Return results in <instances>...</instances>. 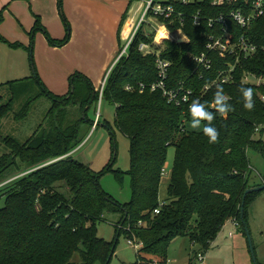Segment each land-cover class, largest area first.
Listing matches in <instances>:
<instances>
[{"label": "trees", "instance_id": "1", "mask_svg": "<svg viewBox=\"0 0 264 264\" xmlns=\"http://www.w3.org/2000/svg\"><path fill=\"white\" fill-rule=\"evenodd\" d=\"M58 4L60 8L62 0H58ZM242 6L241 0L222 6L212 5L211 0L174 3L176 11L183 14V25L175 15L174 24L168 25L169 32L181 28L187 39L181 42L166 39L155 47L161 50L162 58L171 62L168 86L184 83L194 90L193 98L206 104L207 110L215 115L213 126L219 131L217 143H209L202 130L186 128L192 120L188 106L168 103L159 91L140 92L136 88L138 82L151 83L157 79L155 55H144L138 50L142 42H152L153 34L147 37L143 30L130 45L128 56L121 57L113 66L102 96V101L115 105L114 124L129 141L127 170L113 169L115 142L110 164L98 172L71 155L83 141L80 123L88 122L93 126L95 121L87 117V110L99 102V92L84 75L73 74L69 91L61 96L50 92L36 72L32 77L8 82L12 97L1 106L0 117L12 111L19 98L13 93V84H24L23 92H34L35 86L54 100L53 108L78 106L80 116L78 120L65 122L62 115L59 125L41 124L25 143L0 136V141L10 149L9 154L0 157V179L19 163L28 167L24 173L20 171L17 176L0 180L1 184L11 179L0 186V199L4 200L0 207V264H110L121 234L134 235L142 242L136 261L129 264H162L166 263L168 248L176 237H188L193 245L206 251L227 222L237 221L246 235L249 205L256 193L245 197L241 216L244 192L252 186L248 150L264 153V140L255 138L256 128L258 132L264 130V17L253 20L247 29L227 19L229 35L221 40L235 44L245 36L248 43L257 47L252 56L244 58V53L239 52L236 61L234 54L223 55L207 47L210 35L223 34V25L216 22L210 25L209 20L227 16ZM244 9L248 11L249 7ZM2 13L0 10V22ZM195 15L200 17L198 26L193 25ZM39 30L56 46L66 44L70 38L67 33L61 40L52 39L37 20L29 33L28 51L33 48V37ZM0 40L14 48L21 46L1 36ZM202 53L211 60V66L209 69L201 67L196 72L192 56ZM230 66H234L231 81L218 85H222L224 93L230 97L228 103L234 111L222 118L212 107L217 85L206 92L202 90ZM247 74L260 81L245 83L243 78ZM76 79L90 86V91L80 96L81 99L73 98ZM127 84L134 88L126 90ZM241 86L253 89L255 107L251 111L243 107ZM17 114V119L25 116V106ZM204 123H201L202 129ZM106 126L110 129L108 123ZM169 148H174V162L167 197L159 213H154L160 202L162 169ZM17 161L20 162L17 164ZM109 171L114 172L120 184L125 177L129 178L132 196L128 202L117 201L100 186V176ZM60 182L62 184H57ZM62 188H66L67 193L61 192ZM107 214L118 215V222L130 226L131 231L123 233L114 225L113 240L100 237L97 224L105 220ZM75 254L79 256L78 261L72 260Z\"/></svg>", "mask_w": 264, "mask_h": 264}, {"label": "rangeland", "instance_id": "2", "mask_svg": "<svg viewBox=\"0 0 264 264\" xmlns=\"http://www.w3.org/2000/svg\"><path fill=\"white\" fill-rule=\"evenodd\" d=\"M122 2L124 3V9L119 12V4L122 5ZM141 2L143 0H73L71 7L67 3L65 11L63 5H61L57 11L59 13L58 26L62 32L60 39H63L67 33L70 34V38L66 44L56 46L54 50L51 48H55V46L49 44L47 36L40 30L37 33L42 35L44 47H41L38 39H34V46L29 51L11 47L7 42L0 40V108L8 103L12 97V90L8 84L10 80L32 76L35 72L40 78L44 79L43 71L46 67H61L60 72L67 74V77L65 75L57 77L58 85H62V89L63 84L65 86L64 95L69 91L71 76L75 73L82 74L89 79L90 84L97 91L118 54L115 53L114 59L103 69L102 63L107 55V48L110 46L109 51L111 52L112 46H118L117 39H121V33L126 22H129V20L136 21L139 18ZM97 7L106 10L108 13L107 19L109 20L111 18L110 13L112 14L113 11L118 13L114 14V19H111L110 23H107L104 18L100 17L101 12ZM90 8H92L93 15L88 11ZM148 21L151 22L152 26L144 23L145 25L142 26L144 32H154L155 29L159 28L160 25L153 18L148 17ZM45 30H48L51 35L50 32L53 28L50 27ZM179 34L178 32L175 33V35ZM104 39H106L105 43L103 42ZM126 42V37L120 40L122 46ZM46 43L48 46H45ZM65 46L66 48H64ZM32 63L34 64L32 65ZM97 75L100 76L97 77ZM76 82V91L73 93V98L85 96L87 90L90 91V86L85 81L76 79ZM23 85L13 84V93L18 95L19 98L13 104L12 111L0 117V136H10L19 143H25L41 124L45 126L50 122H54L59 125L62 115L65 117V122L79 119L78 106H69L62 109L59 107L53 108L54 100L52 98L40 93V90L35 86H33L34 92H23ZM51 86L54 88H52L53 90L61 92L59 88ZM49 91L53 92L50 89ZM57 91L53 93H57ZM37 93L39 94L37 95ZM24 106L25 116L17 119V113L21 112ZM115 108L114 104L101 100L96 106L92 105L87 110V117L91 121H95L97 118L96 126L93 127L88 122L80 123V136L83 141L71 153L75 160L86 164L96 172L103 170L110 164L114 142L116 143V154L113 169L127 170L129 168V141L114 124ZM97 114L99 115L97 116ZM107 123L110 129L106 126ZM186 128L200 131L202 130V124L197 129H193L191 124H186ZM112 138H114V141H112ZM255 138L264 140V130L257 131ZM9 153L10 149L0 141V157ZM248 158L251 165L249 184H255V186L256 184H264V153L249 149ZM19 162L17 161V164ZM173 162L174 148H169L165 173L160 184L159 201L161 202L166 200L167 197V186ZM27 168L26 164L19 163L16 167L7 170L4 178L17 176L16 174L20 171H28ZM4 178L0 180L2 181ZM7 181L0 185L2 186ZM99 183L102 189L117 201L124 203L131 199L132 194L128 177H125L123 183L120 184L116 180L114 172L109 171L100 176ZM61 192L67 193L66 188H62ZM3 204L4 200L0 199V207ZM114 225L121 229L123 233L125 232L126 225L118 222V215L107 214L105 220L97 224L98 235L105 240H113L115 238ZM248 228L256 260L264 264V190L254 193L252 197L248 211ZM128 238L124 234L119 236L110 264H129L136 261V253L141 247L136 249L133 245L128 244ZM194 251L195 255L204 252L199 249L197 244L192 245L188 237H176L168 248L166 264H201L196 258L194 259ZM203 257L204 264H254L248 236L233 222H227L222 227L217 237L204 252ZM72 260L78 261L79 256L75 254Z\"/></svg>", "mask_w": 264, "mask_h": 264}, {"label": "built area", "instance_id": "3", "mask_svg": "<svg viewBox=\"0 0 264 264\" xmlns=\"http://www.w3.org/2000/svg\"><path fill=\"white\" fill-rule=\"evenodd\" d=\"M194 0H151V5L149 6L148 0H143L141 2V6L139 7L140 10V16L139 18L133 22L131 31L128 35V39L126 44L121 48L119 53L116 56L115 62L109 67L108 71L106 72V75L104 79L100 83V87L97 90L99 92V102L102 100L104 86L107 81V78L113 68V66L116 64V62L121 57H127L129 54V47L133 43L134 39L139 34L140 30H142L143 24H148L149 26L151 24L150 21L147 22V18H153L160 26L159 28L155 29L154 32H146L145 36L152 37V42H142L138 46V50L142 52L144 55L153 54L155 55V65L157 70V79L151 83H145V82H138L136 85V88L139 89L140 92H143L144 90L149 89L151 92L159 91L161 94L166 98L168 103H171L175 106H190L193 100H197L195 97L193 98L194 90L186 87L183 84L180 83L177 87H169L168 86V76H169V69L171 66V62L169 60H166L162 58L161 56V50H155V47L158 45H162L163 41L168 39L171 41H177L179 42V39H182V41H185L187 39L185 35L183 34L181 28H177L176 31L173 33L169 32L168 25L174 24L173 17L177 15L180 18V25H183V14L178 13L174 7V3H182V4H189L193 2ZM232 1H240V0H211L212 5L214 6H222L226 3H230ZM243 2V6L239 9L232 10L227 16L220 15L216 19H210V25L214 22L219 23L223 25V34L219 37L215 35H210L208 39H211V42L207 45L208 49L210 50H216L220 52L221 54H225L228 52L229 54L236 55V61L239 59V52L244 53V58H247L249 56H252L255 51L257 50V47L253 44H250L247 42L245 36H242L239 43L230 44V42H223L221 39H224L225 35L228 34V30L226 28L227 26V19H232L234 22H236L241 28L247 29L253 20L264 17V0H241ZM159 5L162 9L161 12H156L155 8ZM245 8L249 7L248 11H246ZM171 9V11H169ZM138 10V11H139ZM147 22V23H146ZM200 17L199 15H195L193 18V25L198 26L200 25ZM144 24V25H145ZM161 29H164V31L168 34V38H162V41H156L157 35ZM180 33L179 35H175V33ZM227 40L230 39V37L226 38ZM193 61L196 63V69L195 71L198 72L201 70V67H205L206 69H209L211 66V60L207 57L205 53H202L197 56H192ZM234 66H230V69L226 72L221 74V76L212 82L211 84L205 86L202 90V92H206L211 86L218 85L219 83H227L231 81L232 75L231 72L233 71ZM243 81L245 83H251L255 84L260 81L259 78L255 77L252 74H247L244 76ZM134 88V85L127 84L125 86L126 90H132ZM187 96V100L184 98ZM99 114H97L98 116ZM97 118L93 124V127L96 126ZM258 131L259 128H256ZM165 173V168L162 169V176ZM1 186V185H0ZM164 205V201L159 202V206L154 210V213H159L160 207ZM233 222L237 227L239 226L237 221H231ZM138 226L142 225V222L139 221L137 223ZM126 231H131L130 226H127ZM128 244L133 245L136 249L142 246V242L138 240L134 235L128 238L127 240ZM205 252V251H204ZM204 252H199L195 255L194 259L198 260L201 264H204ZM159 264V263H154ZM166 264V263H162Z\"/></svg>", "mask_w": 264, "mask_h": 264}, {"label": "crops", "instance_id": "4", "mask_svg": "<svg viewBox=\"0 0 264 264\" xmlns=\"http://www.w3.org/2000/svg\"><path fill=\"white\" fill-rule=\"evenodd\" d=\"M67 3H69L71 7V4H73V0H66L65 2L64 0H62L64 11H65V7H67ZM97 8L101 12L100 17L104 18V21H106L107 23H110L111 19L112 20L114 19V14L118 13L117 11L116 12L113 11L112 14L110 13L111 18L109 20L107 19L108 13L106 12V10L99 7ZM58 9H59L58 0H0V10H3L2 13L3 19L0 22V36L11 44L12 43L21 44V46L15 48H22L24 50H27L26 47L30 45V39H31L29 33L31 32L32 28L35 26V23L38 20V23L45 29H48L50 27L53 28V30L50 32L52 36L49 34V31L47 30L48 34L52 39L61 40L60 37L62 35V32L59 30V26H58V20H59V13H57ZM121 9L122 10L124 9L123 2L122 5L119 4L118 11L120 12ZM88 11L92 14V8L88 9ZM126 11H127V7H126ZM133 22L134 20L133 21L129 20V22H126L121 33V39H124V37L128 39V35L131 31ZM116 24L117 22L115 23V25ZM33 39H38L41 47H44V41L42 40L43 39L42 35L36 32L34 34ZM121 39H117L118 46H112L111 52L109 51L110 46H108L107 55L102 63L104 67L103 69H105L106 66L109 65V63H111V61L114 59L113 57H115V53H119V51L123 47L120 43ZM105 41L106 39L103 40L104 43ZM159 41H162V39H160ZM49 44L55 46V48H51V49L53 50L56 49V45H53L51 43ZM46 45L47 43L45 44V46ZM66 46L64 48H66ZM60 70H62L61 67H46L45 70L43 71V76L45 78L42 79L39 77L41 81L44 83V85L47 87V89L49 88L51 91L55 92L57 90H53L54 88L51 85L59 88L61 90V92L57 91V93L59 94L52 92L53 94L58 96L64 95L65 86L63 84V89H62V85H58L59 81L57 80V77H62L63 75L67 77L66 76L67 74H65L64 72H60ZM32 76L23 77V78L18 77L10 81L25 79ZM99 76L100 75H97V77ZM97 81L100 82L99 80ZM252 186H255V184Z\"/></svg>", "mask_w": 264, "mask_h": 264}, {"label": "clouds", "instance_id": "5", "mask_svg": "<svg viewBox=\"0 0 264 264\" xmlns=\"http://www.w3.org/2000/svg\"><path fill=\"white\" fill-rule=\"evenodd\" d=\"M148 4L149 6L151 5V0H148ZM155 11L161 12L162 9L157 5ZM169 11H171V9H169ZM239 92L241 93L244 109L248 111L253 110L255 107L253 89L241 86ZM184 99L187 100V96ZM229 99L230 97L224 93L222 85H217L212 107L222 118H227L228 114L234 111L233 106L228 103ZM189 112L192 118L191 127L197 129L201 127L202 122H206L203 125V134L208 137L209 143H217L219 140V131L213 126L215 115L213 112L207 110L206 104L201 103L199 100H193L189 106Z\"/></svg>", "mask_w": 264, "mask_h": 264}, {"label": "water", "instance_id": "6", "mask_svg": "<svg viewBox=\"0 0 264 264\" xmlns=\"http://www.w3.org/2000/svg\"><path fill=\"white\" fill-rule=\"evenodd\" d=\"M182 39H179V42H181ZM115 154H116V151L114 152V157H115ZM113 157V158H114ZM261 190H264V184H261V185H256V186H251V187H248L245 192H244V195H243V201L241 203V209H240V213H241V216H243V212H244V201H245V197L250 194V193H253V192H258V191H261ZM245 231H246V235L248 236V240H249V245H250V251H251V255H252V258H253V261H254V264H257V260H256V257H255V252H254V248L252 246V243H251V239H250V236H249V228L248 226L246 225L245 226Z\"/></svg>", "mask_w": 264, "mask_h": 264}, {"label": "bare ground", "instance_id": "7", "mask_svg": "<svg viewBox=\"0 0 264 264\" xmlns=\"http://www.w3.org/2000/svg\"><path fill=\"white\" fill-rule=\"evenodd\" d=\"M166 35L167 37H157L156 40L159 41L162 38H168V34L164 31V29H161L158 33V36Z\"/></svg>", "mask_w": 264, "mask_h": 264}]
</instances>
